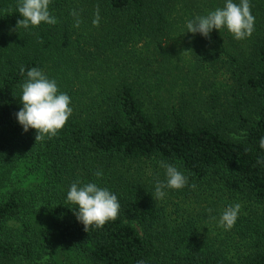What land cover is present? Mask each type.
Returning <instances> with one entry per match:
<instances>
[{"label":"trees","instance_id":"1","mask_svg":"<svg viewBox=\"0 0 264 264\" xmlns=\"http://www.w3.org/2000/svg\"><path fill=\"white\" fill-rule=\"evenodd\" d=\"M223 1L51 0L55 25L16 29L17 0H0V264H264V0H249L255 22L245 39L186 28ZM33 67L73 110L40 142L15 116ZM147 157L177 167L184 190L214 178L260 210L230 234L205 231L172 215L155 188L115 174ZM20 169L35 179L6 182ZM77 181L114 193L118 217L86 232L67 201Z\"/></svg>","mask_w":264,"mask_h":264},{"label":"clouds","instance_id":"2","mask_svg":"<svg viewBox=\"0 0 264 264\" xmlns=\"http://www.w3.org/2000/svg\"><path fill=\"white\" fill-rule=\"evenodd\" d=\"M51 0H17L16 10L22 17L16 24V29L29 26H39L42 22L55 25L58 21L49 11ZM70 15L74 18V27L79 28L82 23L80 13L73 9ZM101 20L100 7L96 6L93 26H99ZM255 17L251 13L249 0H226L223 7H218L207 15H198L194 19L186 21L187 32L199 33L205 38L210 37L213 29L226 28L233 34L236 40L250 37L254 31ZM23 75L25 69L21 67ZM22 95L20 102L23 107L15 113L18 123L24 132L30 128L35 129L37 135L35 141L40 142L45 137L51 138L57 135L72 114L69 106L71 99L68 94L60 92L55 79H49L40 69L33 67L26 73V80L20 85ZM237 139L239 137H236ZM259 146L264 149V137L259 141ZM160 166L165 170V180H157L155 184V199H163L167 194L165 189H182L188 185V177L177 167L160 161ZM257 163H264V159L258 158ZM96 177H102L101 171L94 173ZM191 187L194 189L195 184ZM67 201L78 206L75 211L77 220L84 225L87 232L89 226L103 227L106 222L114 221L119 214L120 204L117 196L106 187H99L96 183L80 182L71 184L67 192ZM241 211L239 203L229 205L220 215L218 226L230 230ZM211 212V209H209ZM215 219V217H213ZM46 259V258H45ZM137 264H145L144 260H138Z\"/></svg>","mask_w":264,"mask_h":264},{"label":"rangeland","instance_id":"3","mask_svg":"<svg viewBox=\"0 0 264 264\" xmlns=\"http://www.w3.org/2000/svg\"><path fill=\"white\" fill-rule=\"evenodd\" d=\"M225 2L226 0L223 1V3ZM180 88L185 89L184 86H180ZM159 162L160 160L148 157L129 160L115 174L118 175L123 172L136 185L142 188H155L157 180H165V170L160 166ZM8 177L6 182L9 184L13 181H17L19 184H26L35 179L33 175L21 169L13 171ZM110 177L112 180L117 179L113 173L110 174ZM164 191L167 194L163 198V203L172 212V215L194 217L199 220L201 228L212 232V234L226 235L231 233L232 229L225 230L223 227L218 226L221 213L229 205L237 203L241 205V211L232 228H236L244 216L250 213L256 214L260 210L259 203L250 202L244 196H240L239 191H235L229 185L214 178L200 188H188L186 190L165 189ZM209 209H211V212H209Z\"/></svg>","mask_w":264,"mask_h":264}]
</instances>
